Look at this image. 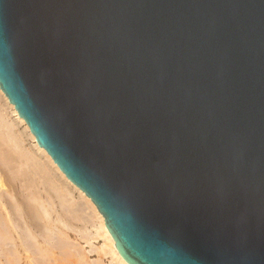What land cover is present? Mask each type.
Segmentation results:
<instances>
[{"label":"water","instance_id":"1","mask_svg":"<svg viewBox=\"0 0 264 264\" xmlns=\"http://www.w3.org/2000/svg\"><path fill=\"white\" fill-rule=\"evenodd\" d=\"M0 89L123 264H264V0H0Z\"/></svg>","mask_w":264,"mask_h":264},{"label":"bare ground","instance_id":"2","mask_svg":"<svg viewBox=\"0 0 264 264\" xmlns=\"http://www.w3.org/2000/svg\"><path fill=\"white\" fill-rule=\"evenodd\" d=\"M70 232L100 258L123 264L104 216L57 172L0 89V264H89V252L69 241ZM99 238L101 246L92 248Z\"/></svg>","mask_w":264,"mask_h":264},{"label":"rangeland","instance_id":"3","mask_svg":"<svg viewBox=\"0 0 264 264\" xmlns=\"http://www.w3.org/2000/svg\"><path fill=\"white\" fill-rule=\"evenodd\" d=\"M30 144V141H26L25 142V144L27 145V146H29V144ZM73 195L74 196H76L77 197V194H75V193H73ZM78 200V199H77ZM79 224H81V223H79ZM78 224V225H79ZM81 226V225H80ZM91 231H92V229L90 228L89 229V231L88 232H90L91 233ZM69 241L71 242V243H73L75 246H76V248H78L79 246V250L81 249H83L82 250V252H84L83 254L85 255V253H87V252H89V253H87L86 254V256H87V260L89 261L88 263L89 264H92V263H94L95 261H97V260H99V259H101V263L102 264H108L109 262L108 261H110V259L107 257V256H101V258H100V256L98 255V253L96 252V251H89V249H90V247H89V245L88 244H84V240H81V239H79L78 237H76L75 236V234L74 233H72V232H70L69 233ZM101 244H102V240L99 238V239H95V240H91V245L93 246L92 248H99L100 246H101ZM81 250H80V252H81ZM87 251V252H86ZM93 261V262H92ZM91 262V263H90ZM110 264V263H109Z\"/></svg>","mask_w":264,"mask_h":264}]
</instances>
